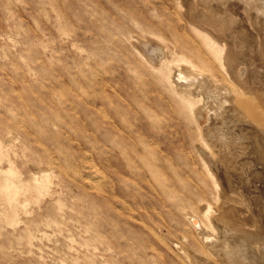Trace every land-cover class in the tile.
<instances>
[{
  "label": "rangeland",
  "instance_id": "obj_1",
  "mask_svg": "<svg viewBox=\"0 0 264 264\" xmlns=\"http://www.w3.org/2000/svg\"><path fill=\"white\" fill-rule=\"evenodd\" d=\"M137 1L138 3L136 0H0V44L2 45H0V67L2 66V70L0 69V82L2 81L0 84V111L3 110L0 113V142L6 153L4 160L0 162V166L6 168L8 166L7 161L12 162V167L16 171L18 178L27 181V178L32 180V176L39 175L48 165H51L48 171V178L50 179L48 180L51 182L48 181L46 188L42 191L26 190L24 194L22 193L20 199L25 198V200L22 206H17L13 221L11 217V219L9 218V213L3 210V203L0 199V264H192L189 255H192L191 252H198L197 249L199 247L197 245L201 241V237L197 230L201 229V224L196 217L188 219L186 211L198 208L199 212L196 211V213L199 214V203L205 201L215 205L212 194L209 193L211 188L204 175L200 151L197 149L198 130L195 127L193 118L179 110L178 97L172 91L171 86L154 74L149 65L139 57L133 45L137 36L141 38L145 34L153 37L161 35L160 33L162 32L163 36L161 37H164V35L168 37V33L177 25V19L171 20V18H176L172 13L176 5L172 4L174 1L171 0ZM148 1L151 5L157 2L158 9L152 10L146 4ZM51 3L52 5H50ZM133 3L136 11L133 8ZM144 5L146 7L142 8ZM143 11L145 13L148 12V14H144ZM169 13H172L171 17ZM153 21H157L156 24ZM145 24L149 26L147 25L146 27ZM159 24H162L160 28ZM63 45L66 46L64 47ZM152 45L154 46V42H152ZM10 54L17 58L12 60L13 57L9 56ZM87 55L88 57H86ZM23 56L25 57L24 59ZM79 63L81 64L79 65ZM123 70L127 72L125 73ZM177 72H174L172 79L179 87L183 85L182 82L186 84L192 79L183 75L181 77V73ZM18 74L22 76V80L19 79ZM106 78L107 80H105ZM197 78L195 77V80ZM84 80H87L85 84ZM20 82L24 83L20 84ZM61 83H64V85ZM92 85L95 87L93 88ZM40 86L44 87L37 88ZM62 86H64L65 90ZM71 86L73 89H71ZM83 86L89 88L85 89ZM103 86L104 88L101 89ZM8 88L10 90H7ZM21 88L26 91H20L19 89ZM43 89L45 90L44 92ZM76 89L77 91H75ZM100 89L104 91L102 92ZM91 91L92 93H89ZM59 93H62L64 98ZM93 93L95 96L97 95L96 98ZM142 93L144 95L143 99ZM145 93H148V95ZM86 96L87 98L90 97L89 100L85 99ZM159 98H161L162 102ZM20 99L23 101H20ZM109 99L117 104L113 106L114 104ZM163 99L167 101L166 105L163 104ZM55 101L56 103H54ZM150 102L152 104L154 102V104L152 105ZM173 103L175 104L172 105ZM65 105H68L69 108L65 107ZM98 105L101 106L99 107ZM111 105L113 111H115L114 107H117L118 111L112 113ZM97 107L99 108L97 109ZM165 107L169 109L166 111ZM53 108H56L57 112ZM121 109L124 110L122 111L123 113L119 111ZM7 113L10 114L9 116L12 119L9 116H5ZM18 113L20 114L18 115ZM21 114L23 117H21ZM108 114L109 116L107 117ZM115 114L118 120L114 116ZM102 115L105 116L102 118ZM132 115L134 119H132ZM158 115L164 118L161 119ZM19 116L20 119H18ZM139 116L143 118L138 120ZM121 118L126 121H122ZM208 120L206 118V122L203 124H207ZM156 121L161 123L158 124ZM11 122L15 123L11 124ZM126 122L128 124L131 122V126ZM164 122L166 123L163 124ZM171 122L175 123L176 127ZM155 124H158V127L154 126L156 129L153 127ZM91 125L92 127L90 128ZM177 126L179 129H177ZM122 127L127 130L124 129L122 131ZM222 127L224 128V126ZM24 129L27 131H24ZM169 131H173L175 134L173 132L171 134ZM143 132L145 133L144 135H142ZM154 132L158 135L154 134ZM130 133L131 136H129ZM133 135L134 138H132ZM137 135H140V138ZM30 138L33 139L31 140ZM96 138L101 142L96 140ZM127 138L128 140H126ZM147 140L151 142H148V144ZM131 141L132 143L130 144L129 142ZM140 142L143 143L140 144ZM128 144L130 146H127ZM148 145L150 149L147 154ZM153 145H155V148ZM69 147H72V149ZM143 148L146 154L142 155V153H145ZM146 148L147 150H145ZM41 149L43 154L40 151ZM154 150H157V152ZM152 151L156 154L154 152L151 153ZM51 152L52 157L50 155ZM117 152L120 154L118 153L117 155ZM127 153L129 156H135L129 157ZM138 154L145 158L147 155V160L149 159V162L147 160L144 163L142 162V167L144 168L145 166L144 169L140 165L141 161L137 158ZM151 154L153 155L152 157ZM43 155L46 157L44 156L42 159ZM97 155H100L98 156L99 158ZM106 155L110 157L108 158ZM153 157L157 158V162L156 158L154 159ZM121 158H123V161H121ZM47 160L48 162L51 160V162L48 163ZM175 160H177V163ZM134 161L136 164L133 163ZM151 161L162 169L157 166V169H155L156 167L150 163ZM23 162L24 164H22ZM123 162H125L124 165H122ZM71 163L75 168L73 165V167L70 166ZM68 164L69 167H67ZM174 164L175 166H173ZM130 166L132 168L135 167V170L130 169ZM139 166L140 168H136ZM65 168L71 169L72 173L68 170L66 171ZM125 168L129 171H126ZM76 169H78L77 172ZM158 169L159 171H157ZM142 171L144 174H142ZM82 172L86 174H82ZM73 173L77 174L74 175ZM137 174L140 177L142 176L141 180ZM31 180L27 183H30ZM167 184L169 187H167ZM131 185L133 191L129 187ZM106 186L110 189H107ZM135 188L136 190H134ZM164 201L167 202L165 203ZM127 205L130 206L128 207ZM132 205L135 206L134 209ZM155 218L157 219L155 220ZM193 221H196L198 226L196 224L195 226ZM170 223L172 224L170 225ZM186 228L189 230H185ZM154 232L156 233L154 234ZM33 234L35 238L32 237ZM84 238H87L85 239L86 241ZM215 238L213 234L203 238L206 241L205 243L202 242L203 246L206 248L209 243L216 241ZM173 242H176V244ZM37 245L38 247H36ZM232 248L234 247L230 246L228 250ZM26 251L29 253H26ZM252 256L245 258V255H243V261H248V264H264V252H258ZM180 257L184 262L180 260ZM76 260L77 262H75ZM236 262L237 259H233V261H227L225 264H236Z\"/></svg>",
  "mask_w": 264,
  "mask_h": 264
},
{
  "label": "bare ground",
  "instance_id": "obj_2",
  "mask_svg": "<svg viewBox=\"0 0 264 264\" xmlns=\"http://www.w3.org/2000/svg\"><path fill=\"white\" fill-rule=\"evenodd\" d=\"M122 1H124V0H122ZM153 1L154 0H152L151 2H153ZM171 1H174V3H172V4L176 5L175 9L172 11L173 15L176 16V18L175 17H174V19L171 18V20L177 19L176 20L177 25L174 26L173 27L174 29L168 33L169 36L166 37V35H164V37H161V36H163L162 32L160 33L161 35H155L153 37L148 35V34H145L144 37H141V38H138V36H137V38L135 37L136 39H134L133 45H134V49L137 52V54L139 55V57L145 63H147L149 65V67L154 72V74L160 80L167 82L171 86L172 91L178 97L177 104H178L179 110L181 112L187 114L188 116L190 115L193 118V120L195 122V127H197V130H198L197 131L198 148L197 147H195V148H197L198 151H200L201 159H202L203 166H204V175H205V178L209 182V186L211 188V191L209 193L212 194L215 205H212L211 202L209 203V202L205 201V202L199 203L200 204V213L199 214L196 213V211L199 212L198 208H196L194 210L189 209L186 211L188 219L191 217L192 218L196 217L197 219H199L198 221L201 224V229L197 230L198 234L201 237V241L197 245L199 247V249H197L198 252H194V253L191 252L192 255H189L190 253L188 255L191 257L192 264H223V263L225 264V263H227V261H230V260L233 261V259H237L236 264H248V261H243V258H242L243 255H245V258H246L248 256L255 255L258 252H261V253L264 252V0H171ZM128 2H127V4H128ZM136 2L138 3L137 0H136ZM156 3L151 5V4H149V1L146 2V4L149 5V7L152 10H155V8H156V10L158 9V7H157L158 3L157 4ZM55 4H56V2H55ZM50 5H52V3ZM163 6H165V5H163ZM143 7H146V6L144 5V6H142V8ZM127 8H129V7H127ZM133 8H134V3H133ZM140 8H138V9H140ZM165 8H166V6H165ZM10 11H12V10H10ZM135 11H136V9H135ZM145 12H146V10H145ZM145 12L143 11L144 14H148V12L147 13H145ZM166 13H164V14H166ZM171 14L169 13L170 17H171ZM149 16H150V14H149ZM176 21H175V23H176ZM156 22H154V23L156 24ZM145 25L147 27L148 24H145ZM160 25H162V24H159V28H160ZM170 25H172V24H170ZM170 25H168V26H170ZM163 26H165V25H163ZM28 27H30V26H28ZM171 29H172V26H171ZM61 31H63V30H61ZM111 35H112V32H111ZM152 42H154V46L152 45ZM71 44H74V43H71ZM39 45H40V43H39ZM1 49H2V47H1ZM9 56H11V54ZM13 56L14 55H12L11 57H13ZM86 57H88V55ZM16 58L13 57L12 60H14ZM24 58L25 57L23 56V59ZM12 60H11V62H12ZM47 60H48V58H47ZM80 64L81 63H79V65ZM85 65H87V64H85ZM95 66H97V65H95ZM1 67H0V69L2 70ZM103 69H104V67H103ZM79 70H80V68H79ZM83 71H84V69H83ZM175 71H178L179 73H181V77H183V76H185L186 78L191 77L192 79H190L188 81V83H186V84H184V82H182L183 85L179 87L176 85L175 81H173V79H172ZM20 72H21V70H20ZM20 72H19V74H20ZM80 72H82V71H80ZM120 73H122V72H120ZM97 75H98V73H97ZM91 76H92V74H91ZM197 76H198V78H197ZM19 77H20L19 79L22 80V78H21L22 76L19 75ZM195 77L197 78L196 80H195ZM119 78H120V76H119ZM1 79H3V78H1ZM113 79H116V78H113ZM141 79H142V77H141ZM90 80H92V79H90ZM105 80H107V78ZM52 81L54 82V80H52ZM1 82H0V84H1ZM62 82H63V80H62ZM85 82H87V80L86 81L84 80V84H85ZM21 83H24V82H20V84ZM45 83H46V81H45ZM103 83H105V82L103 81ZM108 83H110V82L108 81ZM145 83H146V81H145ZM112 84H113V82H112ZM143 84H144V81H143ZM46 85H44V86H46ZM58 85H59V83H58ZM62 85H64V83ZM79 85L82 86L80 83H79ZM104 86L101 87V89H103ZM43 87L40 86L37 88H43ZM53 87H56V86L54 85ZM62 87L64 88V86H62ZM92 87H93V85H92ZM130 87H132V86H130ZM9 88L12 90L11 87H9ZM9 88L7 90H10ZM87 88H89V87H87ZM87 88H85V89H87ZM117 88H118V86H117ZM117 88H115V89H117ZM144 88H146V87H144ZM71 89H73V87ZM85 89H84V91H85ZM130 89H132V88H130ZM19 90L21 91L22 88ZM23 90L26 91L25 89H23ZM64 90H65V88H64ZM146 90H147V88H146ZM44 91L45 90L43 89V92ZM75 91H77V89ZM147 91H149V90H147ZM147 91H144V92H147ZM48 92H50V91H48ZM59 92H60V90H59ZM66 93H67V90H66ZM82 93H83V91H82ZM89 93H92V91ZM59 94H62V93H59ZM139 94H141V93H139ZM145 94L148 95V93H145ZM12 96H14V95H12ZM18 96H19V93H18ZM89 96H90V94H89ZM94 96H95V94H94ZM143 96L144 95L142 93V99H143ZM14 97H17V96H14ZM61 97L64 98L63 94ZM67 97H68V94H67ZM96 97H97V95L95 96V98ZM86 98H87V96L85 97V99ZM89 98H87V100H89ZM21 99H23V98H21ZM21 99H20V101H23ZM101 99H100V101H101ZM118 99H120V98L118 97ZM159 99L161 100V98H159ZM24 100H26V99H24ZM52 100H53V98H52ZM59 100H60V98H59ZM109 100H111V99H109ZM128 100H129V98H128ZM163 101H164V99H163ZM161 102H162V100H161ZM166 102L167 101H164L163 104L166 105ZM170 102H172V101H170ZM54 103H56V101ZM93 103H94V101H93ZM93 103H92V105H93ZM111 103L114 104L113 106H115L117 104V103L115 104L112 100H111ZM66 104H67V102H66ZM150 104H152V102H150ZM153 104H154V102H153ZM174 104L175 103H173L172 105H174ZM142 105H144V104H142ZM156 105H159V104H156ZM69 106H70V104H69ZM105 106H107V104H105ZM133 106H134V104H133ZM168 106H166V107H168ZM65 107L69 108L68 105L67 106L65 105ZM99 107H97V109ZM56 108L55 109L53 108V110H55L57 112ZM116 108L114 107L115 111H118ZM25 109H27V108H25ZM111 109H112V105H111ZM167 109H169V108H166V111H167ZM176 109H177V106H176ZM11 110H13V109H11ZM170 110H169V112H170ZM1 111H3V110H1ZM1 111H0V113H1ZM115 111H113V109H112V113ZM119 111L122 112L124 110L121 109ZM138 112H140V111H138ZM210 112L211 113L213 112V113L211 114ZM122 113H121V115H122ZM153 113H154V111H153ZM162 113H164V112H162ZM162 113H160V115H162ZM7 114H5V116L10 115V114H8V115ZM19 114L20 113H18V115ZM98 114H99V112H98ZM109 114L107 115V117L109 116ZM116 114L114 116L117 117ZM129 115H131V114H129ZM136 115H138V114H136ZM141 115H143V114H141ZM103 116H105V115H102V118H103ZM112 116H110V117H112ZM155 116H157V115H155ZM15 117H17V116H15ZM21 117H23L22 114H21ZM124 117H126V116H124ZM143 117H145V116L143 115ZM143 117L139 116L138 120L143 118ZM158 117H160V116L158 115ZM162 118H164V117H162ZM168 118H167V120H168ZM172 118H173V116H172ZM206 118H207V120L209 118V120H208L207 124L204 125L203 123L206 122L205 121ZM7 119H9V118H7ZM10 119H12V118L10 117ZM15 119H17V118H15ZM18 119H20V116ZM25 119H26V116H25ZM116 119L118 120V117ZM132 119H134V116ZM149 119H151V118H149ZM21 120L24 121V119H22V118H21ZM123 120L124 119H122V121ZM135 120L138 121L137 119H135ZM167 120H166V122H167ZM7 121H8V123H10L9 120H7ZM110 121H111V119H110ZM124 121H126V120H124ZM180 121L182 124V119ZM39 122H41V121H39ZM131 122H130V124H128L127 122L126 123L131 126ZM147 122H148V120H147ZM166 122H164L163 124H165ZM14 123L11 122V124H14ZM19 123H20V121H19ZM107 123H109V122H107ZM139 123H140V121H139ZM150 123H152V122L150 121ZM160 123L161 122H159L158 124H160ZM168 123H169V121H168ZM172 123L173 122H171V124ZM20 124L22 125V123H20ZM20 124H19V126H21ZM45 124H44V127L46 128ZM158 124L153 125V127L154 126L158 127ZM139 125H142V124H139ZM175 125L176 124L173 123L174 127H176ZM222 126H224V128ZM91 127H92V125L90 126V128ZM153 127H152V129H153ZM168 127H169V125H168ZM170 127H172V126H170ZM225 127H227V128H225ZM138 128H140V127L138 126ZM25 129H24V131H27ZM122 129H123L122 131H124V129H126V128L122 127ZM177 129H179L178 126H177ZM126 130H125V132H126ZM75 131H77V130H75ZM129 131H130V129H129ZM178 131H180V130H178ZM188 131H189V129H188ZM156 132H154V134ZM169 132H171V131H169ZM172 132H171V134H172ZM173 133L175 134V132H173ZM31 134H32V132H31ZM144 134L145 133L143 132L142 135H144ZM67 136H68V134H67ZM129 136H131V133ZM137 136H139V138H140V135H137ZM153 136H155V135H153ZM72 137L74 138V136H72ZM179 137H178V139H180ZM99 138H100V136H99ZM121 138H124V137H121ZM132 138H134V135ZM139 138H137V139H139ZM135 139H134V141H135ZM17 140H18V138H17ZM79 140H78V142H80ZM96 140H99V139L96 138ZM126 140H128V138ZM75 141H77V140H75ZM123 141H125V140H123ZM99 142H101V141L99 140ZM148 142L149 141L147 140V143ZM129 143L131 144L132 141ZM142 143L140 142V144H142ZM107 145H108V142H107ZM138 145H139V142H138ZM119 146H118V151H119ZM127 146H130V145L128 144ZM134 146H135V144H134ZM141 146H143V145H141ZM144 146L146 147V145H144ZM154 146L155 145H153V147ZM180 146L182 147L181 144H180ZM148 147H149V145H148ZM47 148H45V149H47ZM144 148H143V151H144ZM27 149H29V148H27ZM70 149H72V147ZM149 149H150V147L148 148V150H147V148L145 149V150H147V154H148ZM40 151H42V149ZM44 151L46 152V150H44ZM48 151H49V149H48ZM154 151H152L151 153H153ZM192 151H193V149H192ZM73 152H71V153H73ZM127 152H129V151H127ZM155 152H157V150ZM190 152H191V149H190ZM118 153L119 152H117V155H118ZM121 153H122V151H121ZM5 154H6L5 150L1 146V142H0V162H2V160H4ZM42 154H43V151H42ZM108 154H110V153H108ZM143 154H146V152L142 153V155ZM155 154H154V156H155ZM50 155H51V157L53 156L52 152ZM107 155H106V157H108ZM142 155L137 156V158L141 161L140 162L141 167L143 166L142 162L144 163V162H146L145 160H147V155H146V158ZM167 155H169V154H167ZM44 156L45 155H43L42 159L44 158ZM98 156H100V155H97V157ZM128 156H129V154H128ZM131 156H129V157H131ZM133 156H135V155H133ZM152 156L153 155L151 154V157ZM123 157H124V155H123ZM187 157H189V156L187 155ZM67 158H70V157H67ZM195 158H197V157H195ZM65 159H66V157H65ZM74 159H76V158H74ZM121 159H122L121 161H123V158H121ZM127 159H129V158H127ZM187 159H189V158H187ZM129 160H131V159H129ZM148 160H147V162H149ZM108 161H109V159H108ZM176 161L177 160H175V162ZM24 162L22 164H24ZM47 162H48V160H47ZM50 162H51V160H50ZM50 162H48V163H50ZM91 162H93V161H91ZM125 162H123L122 165H124ZM127 162H130V161H127ZM156 162H157V158H156ZM11 163L9 161H7L8 166L7 167L5 166L6 168H4L3 166H0V199L2 200V203H3V210H5L6 212L9 213V218L11 217L12 221H13V217H14V215H16V212H17V210H16L17 206H20V205L22 206L23 202L25 200V198L20 199V196L22 195V193L24 194L26 190H36L39 192V191H42L43 189L46 188V185H47L48 181L50 180L48 178L49 177L48 171L51 168V165H48L47 168L45 167L46 169H44L43 171L41 169L42 172L37 176L36 175L32 176V180L29 179L32 182L30 181V183H27V182H29L28 178L26 179L27 181H25L24 179H22V180L19 179L16 171L12 167L13 163L12 164ZM72 163H74V162H72ZM72 163L70 166L73 165ZM101 163H103V162H101ZM133 163H135V161ZM150 163H152L154 167H156V166L159 167L156 164L154 165V163L152 161ZM54 164H55V162H54ZM197 164H198V161H197ZM197 164H195V165H197ZM138 165H139V161H138ZM161 165H162V163H161ZM176 165L178 166V164H176ZM105 166H103V167H105ZM133 166H134V164H133ZM173 166H175V164ZM64 167H66V166L64 165ZM67 167H69V164ZM154 167H153V169H154ZM157 167L155 169H157ZM162 167H163V165H162ZM74 168H75V166H74ZM131 168L132 167L130 166V169ZM134 168H132V170H135ZM136 168H140V166L136 167ZM144 168H145V166H144ZM68 169L65 168L66 171ZM160 169H162V168H160ZM37 170H39V169L37 168ZM70 170H68V171L71 172ZM77 170L78 169H76V172H77ZM125 170L129 171L127 168H125ZM79 171H80V169H79ZM139 171H140V169H139ZM157 171H159V169ZM177 171H178V169H177ZM133 172H135V171H133ZM145 172H146V169H145ZM178 172H180V171H178ZM83 173H85V172H82V174ZM94 173H97V172H94ZM75 174H77V173H75ZM142 174H144L143 171H142ZM157 174H159V173H157ZM68 175H70V174H68ZM91 176H92V174H91ZM91 176H89V177H91ZM137 176H138V174H137ZM143 176H145V175H143ZM139 177H140V175L138 176V178ZM141 177H140V180L142 179ZM132 178H133V176H132ZM72 179H75V178H72ZM77 180H80V179H77ZM165 181H166V179H165ZM49 182H51V181H49ZM89 182H90V180H89ZM155 185H156V183H155ZM177 185H178V183H177ZM117 186H118V184H117ZM170 186H172V185L170 184ZM87 187H88V185H87ZM108 187H110V186L108 185ZM108 187L106 186L107 189H110ZM124 187H125V185H124ZM129 187H131V190L133 191L132 185ZM167 187H169V185ZM134 190H136V188ZM109 191H111V190H109ZM109 191H107V192H109ZM159 193H160V191H159ZM161 193H163V192H161ZM158 196L160 197V195H158ZM205 196H206V193H205ZM108 200H109V198H108ZM159 200H161V199H159ZM109 203H110V200H109ZM123 205H124V203H123ZM120 207L122 208L121 205H120ZM134 207L135 206H133L132 208L134 209ZM136 208H137V204H136ZM118 209H119V207H118ZM83 210H85V209H83ZM122 211H124V209H122ZM115 217H116V215H115ZM120 219H121V217H120ZM156 219L157 218H155V220ZM199 222H198V224H199ZM163 223H164V221H163ZM167 223H169V222L167 221ZM171 224L172 223H170V225ZM195 224L197 225L196 221L194 222V225ZM48 225H49V223H48ZM143 225H144V223H143ZM147 225H148V223H147ZM56 226H55V228H56ZM144 227H146V226H144ZM146 228H149V227H146ZM26 229H28V228H26ZM185 230H189V229L186 228ZM32 231H31V233H32ZM153 231H154V229H153ZM153 231H151V232L153 233ZM83 233H85V232H83ZM155 233L156 232H154V234ZM210 234H213L216 237L215 238L216 241L214 240L212 243H209V245L206 246V248H205L203 246L202 242L205 243L206 241H204L203 238H205V237L207 238ZM28 235H30V233H28ZM32 237L35 238L34 234ZM85 239H87V238H84V240ZM199 240H200V238H199ZM145 241H147V240H145ZM159 241H160V239H159ZM173 243L176 244V242H173ZM234 244H235V246H234ZM166 245H168V244H166ZM92 246L94 247L93 244H92ZM230 246H233L234 248H232L231 250H228V248ZM36 247H38V245ZM69 248H70V246H69ZM151 248H152V246H151ZM168 249H171V248H168ZM19 250H21V249H19ZM27 252L28 251H26V253ZM243 253H245V254H243ZM163 254H164V252H163ZM241 254H242V256H240ZM238 255L240 258L238 257ZM161 256H163V255H161ZM37 257H38V254H37ZM178 257H179V255H178ZM68 258H70V257H68ZM238 258H239V261H238ZM252 258H253V256H252ZM74 260H73V262H74ZM180 260L183 261L182 258ZM234 261H236V260H234ZM75 262H77V260ZM130 263H132V262L130 261Z\"/></svg>",
  "mask_w": 264,
  "mask_h": 264
}]
</instances>
